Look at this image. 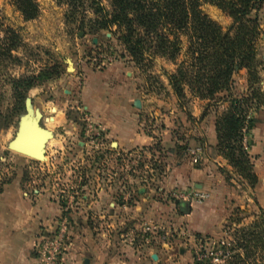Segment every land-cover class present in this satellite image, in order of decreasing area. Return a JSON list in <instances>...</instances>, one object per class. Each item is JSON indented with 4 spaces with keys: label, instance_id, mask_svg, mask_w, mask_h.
<instances>
[{
    "label": "rangeland",
    "instance_id": "obj_1",
    "mask_svg": "<svg viewBox=\"0 0 264 264\" xmlns=\"http://www.w3.org/2000/svg\"><path fill=\"white\" fill-rule=\"evenodd\" d=\"M34 1L38 5V15L24 20L11 0H0V37L13 40L15 36L18 39L10 55L0 59V194L17 190L25 197H33L36 191L56 203L58 212L50 227H40L34 243L38 264H48L46 257L50 254L54 255L51 264H62L76 235L88 237V225L97 241L115 246L121 244L138 251L147 248L139 231L143 219L122 218L117 213L112 216L94 214L88 218L86 199L96 194L97 189H107L113 203L130 208L139 198L136 188L140 185L150 189L152 199L177 201L180 195L188 192L176 186H163L167 166L176 167V162L181 161L199 165L200 162L192 163L187 151L194 145L205 148V138L197 134L196 128L202 125L206 131L208 125L214 126L227 103L221 104L217 97L200 99L187 85L183 86V96L178 98L173 93L168 76L175 73L182 60H186L185 37L182 38V52L175 61L156 56L140 67L123 55L122 46L108 30L90 31L89 20L94 16L87 6L84 14L72 17L67 16V6L56 0ZM103 4L107 5V2L103 0ZM201 9L223 30L232 23L231 17L215 5L204 3ZM257 17L261 31L258 53L264 55V3ZM93 38H96L95 43ZM115 69L132 72L137 95L146 102L140 113V123L144 132L154 136L150 146L128 151L115 149V145L106 139L102 124L78 101L86 70L88 73L102 72L104 76L108 70ZM39 73L47 78L39 79L26 95L42 112L40 124L57 135L56 143L53 137L46 144L45 161L7 148L16 131L18 117L25 111L24 100L16 97L12 80ZM260 76L264 79V69L260 70ZM233 78L232 92L235 96L243 95L247 90V70L240 69ZM106 81L104 76L102 85ZM253 115L255 122L246 140L250 142L249 153L257 176L254 187H249L220 155L216 139L207 151L209 156L218 155L226 161L229 169L218 166L217 172L230 187H234L235 196L247 195L249 206H244L243 199L240 201L238 197L227 201L225 220L215 235L188 232L181 222L172 220L167 226L168 244L158 243L152 247L160 259L148 258L140 264H233L236 254L241 255L244 264H251L253 258L262 262L264 250L259 249L247 258L237 247L241 238L238 230L257 221L261 208L259 201L264 205V111L259 110ZM60 116H63V125H55ZM67 130L73 133H66ZM150 208L152 206L148 205L146 210ZM81 219L86 224L84 228L80 227Z\"/></svg>",
    "mask_w": 264,
    "mask_h": 264
},
{
    "label": "trees",
    "instance_id": "obj_2",
    "mask_svg": "<svg viewBox=\"0 0 264 264\" xmlns=\"http://www.w3.org/2000/svg\"><path fill=\"white\" fill-rule=\"evenodd\" d=\"M67 6V16L84 14L86 6L94 18L90 19V31L108 30L120 43L123 55L137 66H143L156 56L175 61L183 49L185 55L175 71L168 76L173 93L183 96V86L200 99H215L227 103L224 111L214 121L216 147L220 155L236 170L249 187H254L257 176L253 170V157L249 153L250 142L246 140L255 122L254 113L264 111L263 54L258 53L260 23L257 12L264 0H56ZM24 20L38 15L34 0H11ZM88 2V5H86ZM204 3L217 6L232 23L223 30L205 14ZM80 29H82L80 27ZM9 40L0 37V59L8 57L16 47L17 37ZM242 68L247 70V90L234 95L233 77ZM45 73V72H43ZM43 73L12 80L14 93L24 100L26 91ZM180 213L188 210L182 200L175 201ZM260 217L247 228H240L241 238L237 247L246 257L257 250H264V209ZM258 263L253 258L251 264ZM240 254L233 264H244ZM245 264H249L246 262Z\"/></svg>",
    "mask_w": 264,
    "mask_h": 264
},
{
    "label": "crops",
    "instance_id": "obj_3",
    "mask_svg": "<svg viewBox=\"0 0 264 264\" xmlns=\"http://www.w3.org/2000/svg\"><path fill=\"white\" fill-rule=\"evenodd\" d=\"M131 74L132 72L119 69L108 70L104 74L107 81L102 85L101 79L104 77L102 72L88 73L86 70L78 95L82 108L102 124L106 139L120 151L150 146L154 140L152 134H147L142 129L140 113L144 110L146 102L138 97L136 82ZM135 99L140 100V108L133 105ZM63 123V116H60L55 125H63ZM204 129L202 125L196 128L197 134L205 138V148L199 165L194 166L187 161L176 162V167L168 165L164 172L163 186L166 188L176 186L188 193L193 190L208 192L210 194L208 199L201 202L182 200L188 202V210L180 213L175 202L152 199L150 189L140 185L136 188L139 198L130 208L113 203V197L107 189H97L96 194L86 199L88 218L89 215L94 214L112 216L117 213L120 217L129 216L140 221L155 218L153 214H156L158 215L156 219L166 226L173 220L181 222L188 232L202 236L217 234L226 217L227 201L237 200L238 197L240 201L243 199L246 207L250 202L247 195L235 196L232 191L234 187H230L217 172L218 166L225 169L229 167L220 156L208 155L207 151L215 143L214 126L210 124L206 131ZM166 132L164 131V134ZM53 133L55 135L54 131ZM66 133L73 132L67 130ZM56 136H54L55 143L58 140ZM164 137L165 135L162 141ZM148 205L152 206L150 210H146ZM259 205L264 209L261 201ZM57 212L56 203L50 201L48 196L41 192L34 191L33 197H25L24 193L17 190L0 194V264H38L34 250L35 240L40 227L46 225L50 227L51 220ZM81 217L85 218V216ZM88 223L91 224L90 220ZM85 226L81 219L80 227ZM76 236L62 258V264H83L85 258L88 259L87 264H140L151 258L153 254L160 259V255L153 248L147 247L138 251L121 244L115 246L110 245L109 242L97 241L89 225L87 238Z\"/></svg>",
    "mask_w": 264,
    "mask_h": 264
},
{
    "label": "water",
    "instance_id": "obj_4",
    "mask_svg": "<svg viewBox=\"0 0 264 264\" xmlns=\"http://www.w3.org/2000/svg\"><path fill=\"white\" fill-rule=\"evenodd\" d=\"M93 42H96V38H93ZM262 58L264 59V55ZM133 105L140 108V100L135 99ZM24 109L25 111L18 117L16 131L8 141L7 148L31 159L45 161L46 144L54 137V133L40 124L42 112L39 107L32 104L29 96L24 99ZM183 203L188 206V202ZM151 258L156 260V254ZM87 263L88 259L85 258L83 264Z\"/></svg>",
    "mask_w": 264,
    "mask_h": 264
},
{
    "label": "built area",
    "instance_id": "obj_5",
    "mask_svg": "<svg viewBox=\"0 0 264 264\" xmlns=\"http://www.w3.org/2000/svg\"><path fill=\"white\" fill-rule=\"evenodd\" d=\"M187 151L191 157V161L193 164H197L201 160V155L203 148L200 145H194L187 148ZM210 194L208 192H203L199 190H193L190 193H186L184 195H180L178 200H187L189 201H196L201 202L208 199ZM142 235V242L145 244L146 247L152 248L154 245L158 243L162 246L167 245L169 242V230L167 226L156 218H148L143 219L139 229ZM131 241L134 238H130ZM52 245V243H50ZM45 247H49L46 245ZM215 260H217L215 258ZM46 261L48 264H51L54 261V255L50 254V256L46 257Z\"/></svg>",
    "mask_w": 264,
    "mask_h": 264
}]
</instances>
